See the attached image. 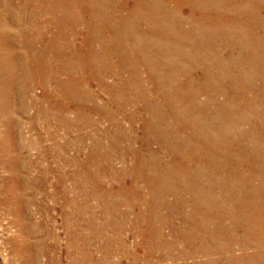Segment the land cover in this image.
I'll return each mask as SVG.
<instances>
[{
	"label": "rangeland",
	"instance_id": "rangeland-1",
	"mask_svg": "<svg viewBox=\"0 0 264 264\" xmlns=\"http://www.w3.org/2000/svg\"><path fill=\"white\" fill-rule=\"evenodd\" d=\"M136 1H50L51 9L38 17L50 21L46 32L56 36L49 50L52 47L60 56L48 57L53 60L52 77L65 81L61 91L39 75L29 79L23 69L32 50L28 14L31 5L40 11L39 0H28L29 9H23L22 0H0V53L15 54L12 67L20 95L3 109L0 93V264H72L69 254L76 244L82 251L81 264H225L231 255L251 256L257 251L254 236L243 229V216L232 228L238 207L224 196L223 185L208 183L192 171L221 175L226 187H237L238 196L240 188L254 185L250 164L255 122L264 112V0H221V7L219 0H208L211 6L202 0H146L139 10L130 11ZM150 1L169 12L159 8L163 12L154 13L148 9ZM41 42L35 46L45 47ZM150 63L158 66L157 71L148 69ZM160 76L168 81L162 88ZM192 77L200 88L195 96L193 88L181 89ZM46 97L53 102L62 99V127L51 119L45 127L40 108ZM221 103L226 111L219 113ZM56 130L65 144L68 174L74 169L70 161L78 160V221L73 217L76 207L63 195L67 189L74 197L69 178L57 191L56 174H50L49 185H42L33 180L39 170H22L23 178L16 179L9 166L17 156L23 164H42L40 150L55 146ZM182 144H187L186 151ZM199 144L208 147L200 155L218 165L209 166L194 156ZM53 159L54 155L48 163L53 165ZM235 171L237 177L231 175ZM196 186L204 200L214 203V211L230 212L220 214L221 219L214 217L212 227L203 224V218L209 220L197 210H205L187 191ZM219 225L224 236H207L206 251L198 250L205 243L204 231ZM175 229L195 237L184 240ZM259 259L256 264H264Z\"/></svg>",
	"mask_w": 264,
	"mask_h": 264
},
{
	"label": "bare ground",
	"instance_id": "bare-ground-1",
	"mask_svg": "<svg viewBox=\"0 0 264 264\" xmlns=\"http://www.w3.org/2000/svg\"><path fill=\"white\" fill-rule=\"evenodd\" d=\"M21 1V0H20ZM24 1L23 3H21V6L23 7V9H29L31 6L32 8H30V13L28 14V18L30 19L31 21V24H32V41L30 42L31 45V54L30 56H28V58H26V62L23 66V69L26 71V76L30 79V78H34V77H37L38 75L41 76V78H44V79H47L48 82H54L59 90L61 91H64L65 87H66V84H65V81H60L57 79V77H52V75L50 74L52 71H53V67L51 66L53 60H57V56H60L59 52H56V51H53L52 50V47H51V50H49V42L53 40H51V38H56L55 35H51L49 36L48 33L46 32L47 28L49 27V23L50 21H48L47 19L46 20H42L40 17L38 16H41V15H44L43 12L47 9H51V7L53 6V4L50 3L51 0H39V9L40 11H38L33 5H30V3H28L27 1L28 0H22ZM187 1V0H185ZM214 1V0H213ZM218 1V0H217ZM224 1V0H223ZM222 1V2H223ZM57 2V1H56ZM137 4L130 10V11H133L134 8L136 7L137 10H139L143 5V3H146V0H137L136 1ZM162 2V0H161ZM166 2V1H165ZM172 2V0H171ZM202 2H204L207 5H212L213 2L211 1L210 3H208V0H202ZM249 2V1H248ZM60 3H57L55 4L56 5V9L60 8ZM167 3V2H166ZM180 3V2H179ZM245 3V1H244ZM254 3V2H253ZM262 3V2H261ZM148 4V3H147ZM169 4V3H168ZM204 4V5H205ZM107 5V4H106ZM150 5L151 6H148L149 10H152L154 13L156 12H163L165 11L166 13L169 12V10L167 9V11L164 10L161 11L160 9H163L162 8V5L158 4V3H152L150 1ZM165 5V4H164ZM163 5V6H164ZM218 5L221 7V0L218 1ZM263 5V4H262ZM91 6V5H90ZM96 6V5H95ZM38 7V6H37ZM94 7V6H93ZM197 7V6H196ZM225 7V6H223ZM54 8V7H53ZM55 8L52 10V11H56ZM160 8V9H159ZM207 8V7H206ZM255 8V7H254ZM71 9V8H70ZM218 9V8H217ZM205 10V9H204ZM221 10V9H220ZM228 11V10H227ZM241 11V10H240ZM36 12H39L36 13ZM140 12V11H139ZM258 12V11H257ZM41 13V14H40ZM66 13V12H65ZM211 13V12H210ZM162 14V13H161ZM180 14V13H179ZM217 14V13H216ZM257 14V13H256ZM142 15V14H141ZM74 16V15H73ZM138 16V15H137ZM203 16V15H202ZM117 18V17H116ZM188 18V17H187ZM197 19V18H196ZM202 19V18H201ZM2 21V20H1ZM95 21V20H94ZM197 21V20H196ZM203 22V21H202ZM88 23V22H87ZM224 26V25H222ZM234 26V25H233ZM105 27V26H104ZM62 28V27H61ZM203 28V27H202ZM221 29V28H220ZM227 29V28H226ZM94 30V29H93ZM224 30V29H223ZM50 31V30H49ZM54 31V30H53ZM177 32V31H176ZM220 32V31H219ZM249 34V33H248ZM85 35V34H84ZM228 35V34H227ZM60 36V35H59ZM58 36V37H59ZM93 36V35H92ZM100 36V35H99ZM24 37V35H23ZM101 37V36H100ZM95 38V37H94ZM22 39V38H21ZM87 39V38H86ZM7 40V39H6ZM18 40V39H17ZM16 40V41H17ZM26 40V39H25ZM30 40V39H29ZM179 40V39H178ZM4 41V40H3ZM2 41V43H3ZM42 41V42H41ZM5 42V41H4ZM11 42V41H10ZM45 43L46 42V46L44 47H36L35 44L36 43ZM58 42V41H57ZM110 42V41H109ZM208 42V41H207ZM21 43V42H20ZM24 43V42H23ZM103 43V42H102ZM112 43V42H111ZM6 44V43H5ZM69 44V43H68ZM86 44V43H85ZM107 44V43H106ZM115 45V44H114ZM5 45H3L4 47ZM52 46V45H51ZM81 46V45H80ZM91 46V45H90ZM178 46V45H177ZM7 47V45H6ZM12 47V46H11ZM68 47V46H67ZM146 47V46H145ZM29 48V47H28ZM82 48V47H81ZM135 48V52L137 53V46H134ZM110 49V48H109ZM122 49V48H121ZM120 49V50H121ZM131 49V48H130ZM27 50V49H26ZM0 51H1V43H0ZM16 51V50H15ZM87 51V50H86ZM90 51V50H89ZM133 51V50H132ZM95 52V51H93ZM123 52V51H122ZM142 52V50H141ZM53 53V60H52V56L51 58L48 57L49 54ZM121 53V52H120ZM1 54V58H0V93L2 95V98H3V109L5 107H8V105L10 104V102L12 101H15L16 99H19L20 95L18 94V89L19 88H16V86L18 85L17 84V81L14 77H16L15 75V70L14 68L12 67V63L14 62V60L12 59L13 56H15V54L13 53H10V51H8L6 54H3L2 52L0 53ZM86 56V55H85ZM101 56V55H100ZM120 56V55H119ZM129 56V55H127ZM82 57V56H81ZM112 57V56H111ZM186 57V56H185ZM202 57V56H200ZM55 58V59H54ZM95 59V57H94ZM102 59V58H101ZM100 59V60H101ZM84 60V59H83ZM87 60V59H86ZM178 60V59H177ZM20 61V60H19ZM94 61V60H93ZM114 61V60H113ZM186 61V60H185ZM192 61V60H191ZM65 62V61H64ZM174 62V61H173ZM118 63V62H117ZM184 63V62H183ZM189 63V62H187ZM103 64V63H102ZM101 64V65H102ZM190 64V63H189ZM83 65V64H82ZM179 65V64H178ZM96 66V65H95ZM149 70H152V71H157V68L158 66L155 65V63H150L149 65ZM153 66H154V69H153ZM180 66V65H179ZM193 66V65H192ZM82 67V66H81ZM117 67V66H116ZM119 67V66H118ZM97 68V67H96ZM59 69V68H58ZM101 69V68H100ZM104 69V68H103ZM119 69V68H118ZM177 69V68H176ZM193 69V68H192ZM191 69V70H192ZM87 70V69H86ZM97 70V69H95ZM67 71V70H66ZM71 71V70H70ZM133 71V70H132ZM58 72V70H57ZM63 72V71H62ZM77 72V71H76ZM55 73V72H54ZM79 73V71H78ZM89 73V72H88ZM179 73V72H178ZM193 73V72H192ZM207 73V72H206ZM15 75V76H14ZM73 75V74H72ZM191 75V74H190ZM64 76V75H63ZM158 76V75H157ZM208 76V75H207ZM211 76V75H210ZM19 77V76H18ZM61 77V76H60ZM59 77V79H60ZM76 77V76H75ZM101 77V76H100ZM119 77V76H118ZM117 77V78H118ZM150 77V76H149ZM209 77V76H208ZM40 78V79H41ZM72 78V77H71ZM107 78V77H106ZM126 78V77H125ZM197 78V77H196ZM21 79V78H20ZM94 79V78H93ZM92 79V80H93ZM105 79V77H104ZM152 79V77H151ZM19 80V79H18ZM72 80V79H71ZM153 80V79H152ZM160 80V86H158L159 88H162L165 83H167L168 81H165V78H163V76H160L159 78ZM213 80V79H212ZM69 81V80H68ZM97 81V80H96ZM35 82V81H34ZM106 82V81H105ZM41 83V82H40ZM47 83V82H46ZM213 83V82H212ZM29 84V83H28ZM100 84V83H99ZM210 84V83H209ZM42 85V84H41ZM72 85V84H71ZM79 85V84H78ZM208 85V84H207ZM54 86V87H55ZM69 86V85H68ZM102 86V85H101ZM178 86V84H176V86L174 88H176ZM206 86V85H205ZM23 87V86H22ZM49 87V86H48ZM71 87V86H70ZM75 87V86H74ZM85 87V86H84ZM103 87V86H102ZM107 87V86H106ZM179 87H181V84L179 85ZM184 87V89H190V88H193L192 89V93L193 95L195 96V94H198L199 91H200V88L199 87H196L195 84H194V78H190L189 81H188V84L186 85H183L181 87V89ZM224 87V86H223ZM30 88V87H29ZM56 88V87H55ZM21 89V88H20ZM74 89V88H73ZM107 89V88H106ZM140 89V88H139ZM117 90V89H116ZM21 91V90H20ZM73 91V90H72ZM56 92V91H55ZM76 92V91H75ZM82 92V91H81ZM181 92V91H180ZM59 93V92H58ZM117 93V92H116ZM124 93V92H123ZM51 94V93H50ZM116 95V94H115ZM207 95V94H206ZM90 96V95H89ZM117 97V96H116ZM138 97V96H137ZM53 98H55L53 96ZM63 98V97H62ZM113 98V97H112ZM209 98V97H208ZM216 98V97H215ZM49 98L46 97V99L43 101L44 104L41 106L40 108V111L43 112V116H42V120H44L46 122V125L45 127L47 126L48 127V123L50 122L49 120H55L60 127H62V125L65 123L64 122V118H63V104L59 98H56V101L57 102H53L52 100H48ZM58 99V100H57ZM65 99V97H64ZM87 99V97H86ZM170 99V98H169ZM214 99V98H213ZM27 100V98H26ZM54 100V99H53ZM90 100V99H89ZM264 100V99H263ZM17 101V100H16ZM79 101V100H78ZM143 101V100H142ZM192 102V101H191ZM30 103V102H29ZM74 103V102H73ZM78 103V102H77ZM109 103V102H108ZM208 103V102H207ZM66 104V103H65ZM122 104V103H121ZM160 104V103H159ZM217 104V103H216ZM20 105V104H19ZM83 105V104H82ZM123 105V104H122ZM180 105V104H179ZM109 106V105H108ZM177 107L176 104H174V107ZM217 106V105H216ZM222 106V107H221ZM242 106V105H241ZM70 107V106H69ZM74 107V106H73ZM79 107V106H78ZM84 107V106H83ZM223 107H224V103H221L220 106H218L217 108V111L220 113V112H225L223 110ZM22 108V107H21ZM56 108V111L54 110L53 112V116L50 117L49 113L51 112V110L55 109ZM98 108V107H97ZM194 108V107H193ZM24 109V108H23ZM204 109V108H203ZM257 109V108H256ZM8 110V109H7ZM11 110V109H10ZM71 110V109H70ZM78 110V108H77ZM83 110V109H82ZM99 110V109H98ZM163 110V109H162ZM4 111V110H3ZM114 111V110H113ZM56 112V113H55ZM84 112V111H83ZM104 112V111H103ZM181 112V111H180ZM66 113V112H65ZM142 113V112H141ZM179 113V112H178ZM10 114V113H9ZM180 114V113H179ZM4 115V114H3ZM42 115V114H41ZM65 115V114H64ZM67 115V114H66ZM196 115V114H195ZM38 116V115H37ZM45 116V118L43 119V117ZM176 116V115H175ZM181 116H182V113H181ZM6 117V116H5ZM112 117V116H111ZM189 119V118H188ZM215 119V118H214ZM180 120V119H179ZM68 121V119H67ZM66 121V122H67ZM160 121V120H159ZM183 122L186 121V117L184 116V119L182 120ZM41 122V121H40ZM156 122V121H155ZM51 124V123H50ZM162 125V124H161ZM225 125V124H224ZM32 126V125H31ZM214 126V125H213ZM50 127V126H49ZM221 127V126H220ZM59 128V127H58ZM18 130V129H17ZM16 130V132H17ZM49 130V129H48ZM119 130V129H118ZM153 130V129H152ZM49 132V131H48ZM56 133L53 134V136L56 138V143H55V146L54 147H51V146H46L43 147L41 150H40V154H41V160L43 161L42 164H39V163H36V164H33V162L31 161L30 163H26V164H23V161L20 160L19 156H17L16 158H14L10 163H9V166L11 167L12 169V173H13V176H15L16 179H20V178H23L21 177V171L22 170H25V171H29L32 173V170L35 171V169L39 170V175L36 176L35 179L33 180H38L42 185H49V176L50 174H56L57 175V178L55 180V182L53 183V186L58 190L57 191H60L59 188L62 187V186H65V181L69 178L71 180V183L72 184V192H73V195L74 197H70L68 194H69V190L67 189H64V198H65V202L68 203L69 205L70 204H73L75 207H76V210L77 212L75 213V215L73 216L75 218V220L78 221L79 219V199H78V195H79V190H80V181H79V178H78V173H79V165H78V160L77 159H73L71 160L70 162L73 163L74 165V169L72 170V173L71 174H68L64 167H65V163H66V155H65V148H64V142H63V137L61 136L60 132L59 131H55ZM41 133V132H40ZM65 134V133H64ZM197 134V133H196ZM42 138V134H40ZM255 140H256V146H255V153H254V157H253V160H252V163L250 164V170H251V177H253V179L255 180L254 182V185L252 187H247V188H240L239 189V192H240V195L238 196V191H234L236 188H233L232 187H226V184L224 185L225 183V180H221L219 177L221 175L219 174H212V173H209V172H205V174H203L201 176L200 173H197L195 174L194 171H192V174L193 176L195 175V177H200L202 178L203 180H205L206 182L208 183H211V184H222L223 186L220 187L221 189H223L224 191V196L225 197H231V199L234 201V204L238 207V218L234 221V224L232 226V228H234V226L236 224L239 225V219L243 216V218L241 219V221H244L242 226H243V229H245L246 232L252 234L255 238L254 240V245H255V248L257 249V251H255V254L251 255V256H236V255H231L229 258H227V261L225 262V264H256V261H257V258H261L262 260H264V252H262V247H263V243H264V112H259L257 115H256V122H255ZM45 136V135H44ZM45 137H43L44 139ZM52 139V138H51ZM145 140V139H144ZM162 140V139H161ZM191 140V139H190ZM151 141V140H150ZM180 141V140H179ZM224 141V140H223ZM99 142V141H98ZM155 142V141H154ZM54 143V142H53ZM95 143V142H94ZM67 144V143H66ZM215 144V143H214ZM42 146V145H41ZM183 150L186 151V147H187V144H182L181 145ZM165 147V146H164ZM140 148V147H139ZM206 148H208L207 146H205L204 144H199V146L195 147L193 149V153H194V156H197V159H204L205 160V163L209 166H212V165H218V163L216 162V160H213V158L209 159L208 157H204V156H201L200 154H203L206 152ZM94 151V150H93ZM186 156L189 158L190 155H189V152H186ZM54 155V159H53V165H51L50 163H48V161L50 162V157ZM143 155V154H142ZM184 156V155H183ZM193 156V155H192ZM225 162V161H224ZM82 163V162H80ZM189 164V163H188ZM156 165V164H155ZM159 165V164H158ZM177 166V165H176ZM73 167V166H72ZM157 170V169H156ZM207 170V169H206ZM179 171V170H178ZM183 171V170H181ZM234 172V171H233ZM24 173V172H23ZM53 174V175H54ZM235 175L231 174L233 177H237V171H235L234 173ZM225 176V175H224ZM185 178V177H184ZM194 178V177H193ZM218 179H220L221 181H218ZM32 180V181H33ZM133 180V179H132ZM194 180V179H193ZM201 180V179H200ZM239 180V179H238ZM19 181V180H18ZM21 181V180H20ZM123 181V180H122ZM233 181H235L233 179ZM26 182V180H25ZM193 182V181H192ZM27 183V182H26ZM18 184V183H17ZM150 184V183H149ZM194 184V183H193ZM14 187L16 185V183L13 184ZM132 185V184H131ZM207 185V184H206ZM125 186V185H124ZM123 186L122 190H126V188ZM127 186V185H126ZM134 186V185H133ZM152 186V185H151ZM13 187V188H14ZM17 187V186H16ZM206 187V186H205ZM119 188V187H118ZM208 188V187H207ZM147 189V188H146ZM155 189V188H154ZM227 189H229V191H227ZM46 190V189H45ZM117 190V189H116ZM138 190V189H137ZM167 190V189H166ZM189 190V193L191 194V200H194L195 203H198L201 205V207L205 210H197L199 211L200 213L206 215V218L209 220V222L203 218V224H205V226H207L208 223H210L211 227H212V223L215 221L217 222L216 220H214V217H218V219H221V215L224 216L226 213H230L229 211L227 212V210L225 212H221L220 208L219 211H214V206L213 204H211L209 200H204V198H202V191H201V188L199 186H196V187H191L189 189H187V191ZM242 190H243V193H242ZM164 191V190H163ZM168 191V190H167ZM206 191H210V189H207ZM222 191V190H221ZM182 192V191H181ZM58 193V192H57ZM63 193V192H62ZM155 193V192H154ZM78 194V195H77ZM108 194V192H107ZM153 193H151L152 195ZM175 194V193H174ZM222 194V193H220ZM71 195V194H70ZM127 195V194H126ZM156 195V194H155ZM206 195V194H205ZM218 195V194H217ZM122 196V195H121ZM138 196V195H137ZM162 196V195H161ZM219 196V195H218ZM221 197V198H224ZM109 197V196H108ZM126 197V196H125ZM177 198V197H176ZM202 200H200V199ZM210 199V198H209ZM212 199V198H211ZM138 200V199H136ZM145 200V199H144ZM218 200V199H217ZM226 200V199H225ZM225 200H223L220 204H221V207L223 209V204H226L225 203ZM168 201V200H167ZM215 201V200H214ZM231 201V200H230ZM153 202V201H152ZM180 202H184L183 200L180 201ZM201 202H203L201 204ZM220 202V201H219ZM162 203V202H161ZM172 205V204H171ZM208 205H210V207L212 209H207V207H209ZM217 205V204H216ZM233 205V204H232ZM71 206V205H70ZM80 206V205H79ZM173 206V205H172ZM177 206V205H176ZM218 207V206H217ZM229 207V206H228ZM191 208V207H190ZM82 209V208H81ZM136 209V208H135ZM197 209V208H196ZM217 209V210H218ZM169 210V209H168ZM17 211V209H16ZM142 211V210H141ZM196 211V210H195ZM209 211V212H207ZM234 211V210H233ZM232 211V212H233ZM139 212V211H138ZM174 212V211H173ZM231 212V213H232ZM142 213V212H141ZM190 213V212H189ZM221 214V215H220ZM234 214V213H233ZM232 214V215H233ZM173 215V214H172ZM228 215V214H227ZM236 215V214H235ZM155 216V215H154ZM72 217V218H73ZM140 217V216H139ZM169 217V216H168ZM201 217V216H200ZM228 217V216H227ZM226 217V218H227ZM66 218H70L69 215H67ZM145 218V217H144ZM176 218V217H175ZM190 218L192 219V217L190 216ZM202 218V217H201ZM81 219V218H80ZM164 219V218H163ZM181 219V218H180ZM223 219V217H222ZM70 220V219H69ZM74 220V221H75ZM135 220V219H134ZM232 220V219H230ZM138 221V220H137ZM136 221V222H137ZM170 221V220H169ZM184 221H186V218L184 219ZM140 222V221H139ZM214 222V223H215ZM223 222V221H222ZM177 223V222H176ZM213 223V224H214ZM74 224V223H73ZM80 224V222H79ZM145 224V223H144ZM154 224V223H153ZM219 224V223H218ZM156 225V224H155ZM144 226V225H143ZM147 226V225H146ZM186 226V225H185ZM78 225L75 227L77 228ZM80 227V226H79ZM151 227V226H150ZM204 228V227H203ZM210 228V227H209ZM208 228V229H209ZM216 228V227H215ZM211 229V231L209 230L208 232H205L204 231V234L202 235V238L204 236L205 238V243H202L201 245H197L198 246V250L200 251H203L204 250L206 251L207 249V246H206V242L208 240V237L210 238H213V239H218L220 236H224V232L221 228V225H219V227L217 229ZM79 229V228H77ZM180 229V228H179ZM199 229V228H198ZM206 230V229H205ZM142 231V230H141ZM177 235H180L182 236V239L184 240H188V241H191L190 238H192L194 236V233H187V231H181L179 232L177 229H175ZM202 231V230H201ZM71 232H73L71 230ZM76 232V231H75ZM70 233V232H69ZM77 233V232H76ZM143 233V232H142ZM197 233V232H196ZM149 234V232H148ZM74 235V234H73ZM76 235V234H75ZM78 235V234H77ZM206 235V236H205ZM208 236V237H207ZM239 236V235H238ZM70 237V236H69ZM188 237V238H187ZM195 237V236H194ZM146 238V236H145ZM248 238V237H247ZM253 238V239H254ZM71 240V239H70ZM159 240V239H158ZM198 240V239H197ZM74 241V240H73ZM149 241V239H148ZM203 241V240H202ZM219 241V240H218ZM249 241V239L247 240ZM71 242V241H70ZM79 242V241H78ZM142 243V242H141ZM146 243V242H145ZM159 243V242H158ZM124 244V243H123ZM140 244V243H139ZM143 244V243H142ZM155 244V243H154ZM169 244V243H168ZM28 245V244H27ZM26 245V246H27ZM73 245V244H72ZM157 245V244H156ZM211 245V244H210ZM218 245V243H217ZM223 245V244H222ZM221 245V246H222ZM70 246V245H69ZM153 246V245H152ZM196 246V247H197ZM216 246V245H215ZM243 246V245H242ZM246 246V245H245ZM28 247H30L28 245ZM171 247V246H170ZM214 247V245H213ZM231 247V246H230ZM72 248V247H71ZM74 248V250H73ZM72 248V251H71V254L70 255V259H71V263L72 264H81L83 262H81V258L79 257L80 255V251L81 249L79 248V245L77 246L76 244V249H75V246ZM143 248V247H142ZM167 248V247H166ZM232 249V248H231ZM107 250V249H106ZM148 250V249H147ZM153 250V249H152ZM158 250V249H157ZM213 250V248H212ZM227 250V249H226ZM154 251V250H153ZM208 251V250H207ZM221 251V250H220ZM249 251V250H248ZM85 252V251H84ZM129 252V251H128ZM157 252V251H156ZM199 252V251H197ZM211 252V250H210ZM39 253V252H38ZM154 253V252H153ZM206 253V252H205ZM209 253V252H208ZM45 253L44 251H40V255L43 256ZM219 254H222L219 253ZM182 255H186L185 253H183ZM193 255V254H192ZM201 255V254H200ZM213 255V254H212ZM171 256V255H170ZM79 257V259H78ZM189 257H191L189 255ZM205 257V256H204ZM210 257V256H209ZM222 257V256H221ZM247 257L249 259H247V262H243L245 261L244 258ZM138 258V257H137ZM211 258V257H210ZM220 258V257H219ZM254 258H256L255 260H253ZM246 259V258H245ZM259 259V260H261ZM84 260V259H83ZM92 260V259H91ZM80 261V262H79ZM89 261V260H87ZM214 261V260H213ZM261 262V261H260ZM263 262V261H262ZM147 263V262H146ZM185 263V262H184ZM186 264V263H185ZM199 264V263H198ZM201 264V263H200ZM213 264H220L219 263H216V261L213 263Z\"/></svg>",
	"mask_w": 264,
	"mask_h": 264
}]
</instances>
